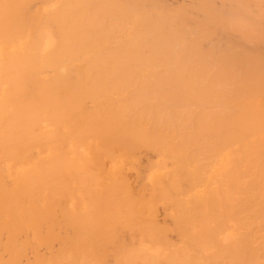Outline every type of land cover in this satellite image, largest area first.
Listing matches in <instances>:
<instances>
[{"label":"bare ground","instance_id":"bare-ground-1","mask_svg":"<svg viewBox=\"0 0 264 264\" xmlns=\"http://www.w3.org/2000/svg\"><path fill=\"white\" fill-rule=\"evenodd\" d=\"M36 2L52 9L35 17ZM137 9L136 0H0V40L31 32L24 52L0 55V264H264V105L246 101L264 92V61ZM118 150L164 158L151 180L177 206L180 245L140 222L146 242L115 245L145 195L105 168ZM68 199L73 210L61 215ZM200 243L215 250L199 256Z\"/></svg>","mask_w":264,"mask_h":264},{"label":"rangeland","instance_id":"rangeland-1","mask_svg":"<svg viewBox=\"0 0 264 264\" xmlns=\"http://www.w3.org/2000/svg\"><path fill=\"white\" fill-rule=\"evenodd\" d=\"M136 1L138 3V8H140L143 11L145 10V12H147V13L150 12V14H151L153 11L156 12L157 10H154V8L160 10V11H157L156 13L153 12L151 15H154V16L157 15L158 16V15H161L162 14L161 12L163 11L164 12L163 15L165 14L168 17L167 20L172 22L174 27H177V25H179V28L177 27L178 29H182L183 31H187L189 33L190 38H194V37L199 35L198 32L200 33V32L204 31L203 34L205 35V37L203 38L202 42L206 46L216 47L217 49H221L223 51H228V52H233L235 54L246 53L248 55H251L249 57H252V56L258 57L259 59H263V61H264V51L261 50V48H263V50H264V17H263L264 16V0H259V1L258 0H250V1L249 0H233V1L232 0H220V1L219 0H136ZM210 2H212V3H210ZM249 2L252 4H250ZM44 3L36 2V5L34 4L35 9L33 10V13H32L33 16L38 17V16L49 13V11L52 9L51 4L48 2H46L47 4L46 3L44 4ZM185 4H187V5H185ZM151 5H152V7H151ZM149 6L151 7L152 12L146 10L149 8ZM154 6H156V7H154ZM162 6L164 7L163 10H162ZM175 6H177V7L175 8ZM143 7H145V8H143ZM166 7L167 8L170 7L169 9H172V7H173L174 9L168 10ZM243 8H245V9L243 10ZM254 8H255V10H254ZM40 9H41V11H40ZM140 9H137V11H139ZM148 10H150V9H148ZM165 10L168 11V14L165 13ZM176 10H177V12H176ZM251 10H252V12H251ZM169 12L170 13L172 12V14H171L172 17L171 16L169 17ZM173 13H176V15H174ZM203 16H204V18H203ZM227 16H228V18H226ZM238 17L240 20H238ZM257 17H258V19L260 18L261 21L256 20ZM200 20L204 24H201ZM207 20H209V22ZM197 22H200V23H197ZM227 22H228V25H227ZM188 24H192V25H188ZM216 24H217V26H216ZM224 24L226 26H230V27L228 29H225L226 27ZM254 25H256L257 27ZM202 28H205V29L202 30ZM200 29H201V31H200ZM208 30H209V32H208ZM210 30H211V32H210ZM23 33H24V35H22V36H20L22 33L21 34H15V35L13 34L12 37H11L12 34H9V35H7V39L5 41L0 40V55L3 56L6 53V51L8 52L12 49H13L12 51H14V49L17 51L23 49V52H24V50L28 49L30 47L28 45L31 43V32L29 31V29H27ZM238 33H239V35H237ZM4 36H6V35H4ZM19 37H21V38H19ZM0 38L3 39V36ZM244 39H246V40L244 41ZM7 40H10V41H7ZM15 42H17V43H15ZM26 46H27V48H26ZM10 48H12V49H10ZM3 50H4V52H3ZM20 52H22V50ZM261 93H263V94L261 95ZM252 94H256V93H251V95H248L246 97V101H249V102L251 101L252 103H255V104L261 105V106L264 105V100H263L264 99V92H260L259 94L257 92L256 95H258L260 97H258L256 95H252ZM262 131L264 132L263 129H262ZM262 131L260 130L258 132V135L260 134L262 139H263V140L261 139L262 140L261 145L264 144V136H263L264 133ZM124 151L125 150H123V151L118 150L117 151V153H118L117 159L111 160L108 157V159L106 160L107 162L105 161V168L107 170H109V169L113 168L114 165H116L115 169L120 170L119 175L122 174V175H120V179L125 180V182H127L128 185L130 183L129 187L133 191L132 193L134 195L137 194V195H142V196L145 194L143 196L144 197V203L142 205L143 209H141L140 212H142L143 210L144 211L141 214H140V212L137 214L139 216L135 217L137 221L135 220L136 222H135L134 226H128L127 229L125 227L124 228L119 227V229L117 231L116 238L114 239L115 245L118 247L119 245H121V243H123V242L128 243L129 241L132 243H136V244L142 243L143 240H145V239H143L144 237L142 236L141 230H138V229H140L139 228V222L142 225H153V226L155 225L156 227H158L160 229H165L164 233L168 237V239L173 244L177 243L176 245H180L181 239L178 237L176 231L174 230V227L176 226V222H175V217H174L175 212L173 210V207L175 208V211H176L177 206H175L176 205V204H174L175 202L169 203L167 201L168 202L167 203L165 199H163L162 200L163 202H162L160 196H158V194L157 195L155 194L157 192V189L155 188L154 183L151 180L152 176L155 175V172L158 171V169H159V167H157L156 164H158L164 158L161 157L160 155H157L156 153H153L151 151H145V150L136 151L135 153H132L129 156H124V154H126V152H124ZM160 158H163V159H160ZM154 162H156V163H154ZM119 163H120V166H119ZM147 163H148V165H147ZM117 166H119V167L117 168ZM108 172H111V171H108ZM7 176H9V175H7ZM109 176L110 175L108 174V176L105 178H108L110 181L111 178H109ZM135 176H136V178H135ZM158 176H160V175H158ZM108 179H106V181ZM13 180L14 179L12 177H8V178L5 177V179H4L5 183L8 184L9 186L12 185ZM140 183H143V184H140ZM139 184H140V186H139ZM137 187H139V188H137ZM148 187L150 190L148 189ZM146 189H148L147 192H146ZM155 189H156V191H155ZM80 192L81 191H77L76 194L79 195V197L81 199H85L87 197V195L84 198L85 193L83 194V192H82V194H80ZM151 193H153L154 197L156 195L157 199H155L154 197L153 198L155 200L152 199L153 195ZM150 199H152V201ZM68 200H69V202H67V200H66V202L58 205L59 207L58 206L56 207V209H58L61 212V215L63 213L64 207H68V209H72L68 205L73 207L71 199H68ZM153 200L156 202L154 205H152ZM164 200H165V202H164ZM168 204L170 205V207ZM173 204H174V206H173ZM81 211H83V209H81ZM141 217H143L142 220H141ZM173 217H174V219H173ZM170 218H172V219H170ZM64 234L65 233L62 232L61 235L63 236ZM226 234H228V233H226ZM226 234H224V235L222 234V238L224 236H226ZM227 236H229V239ZM227 236L225 237L224 244H227L228 241L232 240V238H230V237H232L231 233H229ZM25 238H26L25 235H20L18 237V242L20 243L22 240L24 241ZM1 239L3 241H6V236L3 235ZM145 242H146V240H145ZM33 243H36V241H34ZM200 244H198L200 246H196V249L199 247L197 250L199 256L204 255V252L205 253H209V252L211 253V251L215 250L209 244L203 243L204 248H203L202 243H200ZM207 245L210 246L211 248L208 247ZM205 246H206V248H205ZM58 247H60V243L54 242L53 248L57 249ZM147 247L151 251L152 250L157 251L154 253H158L161 251V246H153L151 244H147ZM207 248H210V249H207ZM38 249H39V247H38ZM46 249H47V251H46ZM202 249L204 252H202ZM1 250H0V256L7 258L8 253L5 251V249L3 247L1 248ZM30 251H31V253H30ZM50 251L51 250L48 249L47 246H45V245H42L40 247V253H42V254L48 255L50 253ZM34 254H35L34 249L30 248L27 251V256L23 257V260L25 261L27 257L32 258L34 256ZM112 260L110 263H112ZM209 264H217V263L215 261H210Z\"/></svg>","mask_w":264,"mask_h":264}]
</instances>
